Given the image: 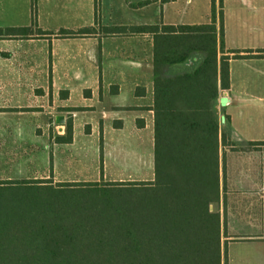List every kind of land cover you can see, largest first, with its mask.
<instances>
[{
  "label": "crops",
  "instance_id": "obj_1",
  "mask_svg": "<svg viewBox=\"0 0 264 264\" xmlns=\"http://www.w3.org/2000/svg\"><path fill=\"white\" fill-rule=\"evenodd\" d=\"M45 1L36 0L35 27L33 0H0V28L32 27L28 36L0 35V146L19 151L43 146L44 152L53 146L66 154L64 166L71 171L73 154L88 151L79 142L100 140L105 172L109 143L141 142L154 127L153 35L119 28L208 23L213 0L203 21L181 19L182 0H48L56 8L47 11L48 22H61L54 27L43 24ZM215 1L230 56L231 87L221 98L251 114L244 126L235 127L234 115L219 108L230 134L217 206L223 264H264V0H222V5L219 0V6ZM225 27L239 34L238 45L229 43ZM235 50L249 57H235L230 52ZM194 58L200 61L202 55ZM58 115L66 117L64 125L57 123ZM69 118L73 141L58 142ZM51 119L60 126L53 144L47 140ZM57 158L59 176L64 172Z\"/></svg>",
  "mask_w": 264,
  "mask_h": 264
},
{
  "label": "trees",
  "instance_id": "obj_2",
  "mask_svg": "<svg viewBox=\"0 0 264 264\" xmlns=\"http://www.w3.org/2000/svg\"><path fill=\"white\" fill-rule=\"evenodd\" d=\"M215 2L208 23L119 28L120 32L150 33L154 39L153 180L104 186L55 183L52 176L0 180V230H5L7 221L44 215L39 204L43 207L46 200L53 201L57 192L103 189L111 202L119 204L121 223L113 228L118 231L89 235L56 223L47 225L53 230L47 234L0 233V264H223L217 206L230 134L221 121L219 99L230 89L231 76L230 56L223 45V13L218 27ZM36 21L33 0V25ZM31 31L32 27L0 28V35L28 36ZM197 54L202 59L195 65ZM186 63L190 69H178ZM73 132L69 118L65 135L56 140L70 143ZM102 152L101 145L103 170Z\"/></svg>",
  "mask_w": 264,
  "mask_h": 264
},
{
  "label": "rangeland",
  "instance_id": "obj_3",
  "mask_svg": "<svg viewBox=\"0 0 264 264\" xmlns=\"http://www.w3.org/2000/svg\"><path fill=\"white\" fill-rule=\"evenodd\" d=\"M46 0L41 2L40 10H43V24L54 27L60 25L61 22H48L47 11H55V5H52ZM43 4V5H42ZM210 0H182L179 5L183 11L181 19H195L203 21L204 10L209 6ZM217 5L219 6V0ZM38 7V2L36 8ZM193 8V9H192ZM38 10V8H37ZM219 10V8H218ZM220 12V10L218 11ZM225 13V11H224ZM195 14V15H194ZM141 17V13H137ZM195 16V17H194ZM189 17V18H188ZM56 24V25H55ZM39 27L36 21V26ZM225 36L231 45H238L241 40L239 34H236L232 29L225 27ZM195 65L198 61L194 59ZM191 64L179 65V70L190 69ZM176 69L177 71H179ZM223 94L221 95V97ZM221 97L219 103H221ZM223 114L225 112L234 115L233 125L236 127L244 126L247 122L246 118L251 115L248 109H245L239 104H220ZM221 121L223 116L221 115ZM60 126L51 119L48 126L49 137L47 140L54 143V136L59 134ZM43 130V129H41ZM149 131V132H148ZM150 133V136L147 135ZM85 145V146H84ZM100 140L92 141L83 144L79 142V148L86 147L87 152L77 151L73 154L74 160L72 170L67 171L63 160L67 157L61 151L56 152L55 147H50L53 156L49 149L44 152L43 146L34 147L30 151L29 148L19 151L17 146L6 145L0 146L3 151L0 152V180L8 179H44L52 176L53 182H90L103 185L108 182H142L151 181L154 179V127L153 125L146 131L141 142H135L128 138L123 144H111L107 146V151H104V158L107 159V169L105 172L101 168V152ZM23 148V146L21 147ZM25 149V148H24ZM55 157L62 172H68L70 176L64 173L57 176L55 174ZM31 163V164H30ZM105 167V165H104ZM61 173V171H60ZM106 191L79 189L65 190L61 194L55 193L53 201H48L45 198L46 204H39V208L45 210L44 215L38 214L33 219H20L7 221L5 230H0V233L11 234L10 236H30L31 234L52 232L47 225L61 223L63 226H71L76 228L74 232L86 234H109L115 233L118 230H113L114 227L121 223V218L116 209H119L118 203L110 201V196ZM53 195V196H54ZM117 202V200H116ZM33 217V216H32ZM55 223H54V222ZM8 222H11L9 225ZM47 226V227H46ZM71 227H68L70 229Z\"/></svg>",
  "mask_w": 264,
  "mask_h": 264
},
{
  "label": "water",
  "instance_id": "obj_4",
  "mask_svg": "<svg viewBox=\"0 0 264 264\" xmlns=\"http://www.w3.org/2000/svg\"><path fill=\"white\" fill-rule=\"evenodd\" d=\"M220 102H221V104H223V103L227 104L229 102V99L224 97V98H221ZM56 121L58 124L64 125L66 123V117L64 115H58L56 118ZM223 122H224V120H223ZM212 208H213V206H212Z\"/></svg>",
  "mask_w": 264,
  "mask_h": 264
}]
</instances>
